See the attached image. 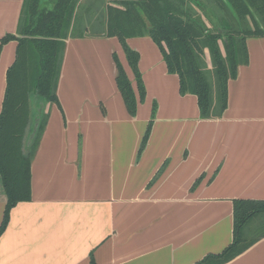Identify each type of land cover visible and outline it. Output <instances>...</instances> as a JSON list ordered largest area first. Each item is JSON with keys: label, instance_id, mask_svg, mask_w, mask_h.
Returning a JSON list of instances; mask_svg holds the SVG:
<instances>
[{"label": "crops", "instance_id": "crops-1", "mask_svg": "<svg viewBox=\"0 0 264 264\" xmlns=\"http://www.w3.org/2000/svg\"><path fill=\"white\" fill-rule=\"evenodd\" d=\"M22 2L0 0V38L16 32ZM127 43L146 91L134 116L115 83L113 54L136 92L117 38L66 40L60 108L41 107L48 116L31 159V199L10 210L0 264H91V253L94 264H200L232 242L233 200H264V35L246 38L226 108L210 118L199 116L195 95H180L148 36ZM15 47L0 43V109ZM5 202L0 177V223ZM255 219L264 214L244 234ZM250 240L223 264H264V228Z\"/></svg>", "mask_w": 264, "mask_h": 264}, {"label": "trees", "instance_id": "trees-1", "mask_svg": "<svg viewBox=\"0 0 264 264\" xmlns=\"http://www.w3.org/2000/svg\"><path fill=\"white\" fill-rule=\"evenodd\" d=\"M51 1V8L43 9L41 0H23L16 32L0 38L1 44L16 42L14 60L6 70L0 109V177L6 195L0 235L10 210L31 199V159L48 116L45 111L39 113L38 107L56 104L60 108L56 90L65 38L70 28L72 31L77 27L72 22L79 0ZM106 1L103 30L94 35L117 38L124 52L138 97L116 54L113 60L116 87L128 114H136L137 103L144 100L146 92L138 68L139 53L127 39L148 36L160 50L167 72L178 76L180 95L196 96L199 116H221L227 105L228 80L247 60L246 38L264 35V0ZM192 4L198 11L191 8ZM220 9L231 16V23ZM205 49L213 70L214 100L203 61ZM155 111L153 102L139 152L147 142ZM37 118L36 131L27 148V136ZM259 214H264V200L234 199L232 242L220 253L206 256L200 264H223L250 246L252 240L246 241L243 228ZM90 263L94 264L92 253Z\"/></svg>", "mask_w": 264, "mask_h": 264}, {"label": "rangeland", "instance_id": "rangeland-1", "mask_svg": "<svg viewBox=\"0 0 264 264\" xmlns=\"http://www.w3.org/2000/svg\"><path fill=\"white\" fill-rule=\"evenodd\" d=\"M96 1H97V4H93V5L87 4L86 0H79V2L77 3V5L75 7L76 13L74 14V18H73V22H72V24L74 23L73 26H77V27L73 28L74 29V30H72L73 32L71 31V28H70V31H68V36L65 38L64 51L66 49V40H68V38H75L76 37V36H71V35L81 33V34H85L88 36H92L96 33L102 32L103 27H104L103 26V24H104V18L103 17L105 15V4L108 1H106V0H101V1L96 0ZM51 6H52L51 0H42L41 8H43V9L44 8H51ZM191 8L194 9L195 11H198V8H196V6L193 4H192ZM220 12H221V15H224V17L226 19H228L229 23H231V19H232L231 16L225 10L220 9ZM202 18H204V17L202 16ZM92 21H94V22H92ZM204 21L206 22L207 26L210 27V23H208L206 20H204ZM248 21H249V19H248ZM75 22H77V24ZM98 23L101 24V26ZM96 24H97V26H96ZM250 24L251 23L249 22V25ZM120 49H121L120 51L123 52L122 48H120ZM204 51L205 52H204L203 61L205 63L206 74L208 76V80H209L210 86H211V96L214 100L215 99V82H214V77H213L211 60H210V56H209L207 49H205ZM122 54H124V52ZM124 60H125L126 64H128L125 55H124ZM132 75H133V73H132ZM132 81L134 82V77H133ZM134 86H135V82H134ZM145 96H146V94H145ZM146 127H147V125H146ZM145 130H146V128H145ZM145 130H144V133H145ZM150 131H151V129H150ZM144 133H143V135H144ZM143 135H142V137H143ZM149 135H150V132H149ZM149 135H148V138H149ZM141 140H142V138H141ZM140 145H141V142L139 144V148H140ZM255 220H253L245 229L244 237H245L246 241L250 240L255 234L259 233L264 228V219L262 220L263 222H261V219H258V220H256V222H254ZM259 223L261 224L260 227H259ZM256 224H257V227L255 226Z\"/></svg>", "mask_w": 264, "mask_h": 264}, {"label": "water", "instance_id": "water-1", "mask_svg": "<svg viewBox=\"0 0 264 264\" xmlns=\"http://www.w3.org/2000/svg\"><path fill=\"white\" fill-rule=\"evenodd\" d=\"M218 29H219V31H221V32L224 31L223 29H220V28H218ZM42 105H43V104H40V107L38 108V112H40ZM35 122H36V123L34 124V126H33V128H32V132L29 134L28 138H31V139H32V137H33V135H34V133H35V131H36V125H37V122H38V118L36 119ZM31 139H29V140H31Z\"/></svg>", "mask_w": 264, "mask_h": 264}]
</instances>
